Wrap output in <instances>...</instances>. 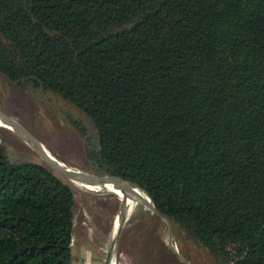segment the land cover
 Returning a JSON list of instances; mask_svg holds the SVG:
<instances>
[{"label":"trees","instance_id":"16d2710c","mask_svg":"<svg viewBox=\"0 0 264 264\" xmlns=\"http://www.w3.org/2000/svg\"><path fill=\"white\" fill-rule=\"evenodd\" d=\"M0 76L177 237L264 264V0H0ZM79 188L0 137V264H73Z\"/></svg>","mask_w":264,"mask_h":264},{"label":"rangeland","instance_id":"374dc122","mask_svg":"<svg viewBox=\"0 0 264 264\" xmlns=\"http://www.w3.org/2000/svg\"><path fill=\"white\" fill-rule=\"evenodd\" d=\"M54 102L57 103L56 100ZM0 109L41 136L50 147L49 149L45 145L46 148L66 165L86 170L83 166L81 142L72 128L43 103L22 93L1 76ZM0 128H3L0 130V137L11 143L15 150L37 160L32 147L15 131L7 127ZM122 198L112 192H97L83 187L76 191L75 231L78 235L83 234V231L89 233L88 242L91 243L93 257L98 258L100 264H110L109 256L106 255L113 243L112 230ZM138 206V202L133 201L127 209L133 210ZM167 233L166 224L140 205L124 223L113 254L116 264H182L169 249ZM84 242L87 244V241ZM172 243L193 264H215L207 252L187 242L182 236L177 237L175 230L172 233Z\"/></svg>","mask_w":264,"mask_h":264},{"label":"water","instance_id":"95a60500","mask_svg":"<svg viewBox=\"0 0 264 264\" xmlns=\"http://www.w3.org/2000/svg\"><path fill=\"white\" fill-rule=\"evenodd\" d=\"M0 117H2L5 121H7L12 127L13 131H15L22 139L26 141L32 147V150L37 158V160L41 163V165L46 168L48 171L53 173L54 175L60 177L61 179L68 181L72 184L81 185L85 182H89L92 180L101 179L103 181L109 182L113 184L116 188L121 190L123 193V198L121 200L119 214H118V228L116 231V235L113 238L112 246L107 251L106 256H111L114 254L116 243L119 239L121 231L123 229L124 223L127 219V207L133 201H137L139 206L141 205L145 211L150 212L153 216L160 219L164 222L168 229V237H169V249L174 256L182 263V264H193L186 258H184L178 250L173 246L172 243V233L175 230L172 219L161 212L153 203L151 198L147 195V198H144L142 195L136 193L133 188H137L140 191L144 192L137 186L131 184L124 179H121L115 175L108 173L95 172L91 170H83L72 168L64 163L62 167H53L49 163L46 162L44 158V151L50 152L45 145L39 140V138L31 132L27 127H25L20 121H18L13 115L8 112L0 109ZM145 193V192H144ZM146 194V193H145ZM100 262V261H99Z\"/></svg>","mask_w":264,"mask_h":264},{"label":"bare ground","instance_id":"6f19581e","mask_svg":"<svg viewBox=\"0 0 264 264\" xmlns=\"http://www.w3.org/2000/svg\"><path fill=\"white\" fill-rule=\"evenodd\" d=\"M0 127H7L9 129L13 130V127L7 121H5L2 117H0ZM44 158H45L46 162L49 163L53 167L57 168V167L64 166V162H62L57 157H55L51 152H48L46 150L44 151ZM77 186L78 187L92 189V190H95L97 192L108 191V192H112V193L118 195L119 197H123V193L121 192V190L116 188L113 184H111L109 182H106V181H103L101 179L85 182V183H83L81 185H77ZM133 190L136 193L142 195L144 198H147V194H145L144 192L140 191L139 189L133 188ZM138 207H136L134 209L131 207L133 210L128 208L126 210L127 217H129ZM117 228H118V218L116 219V221L114 223V226H113L111 240H112V238L115 237ZM109 259H110V264H116V261H115L113 255L109 256Z\"/></svg>","mask_w":264,"mask_h":264},{"label":"crops","instance_id":"0c3cea01","mask_svg":"<svg viewBox=\"0 0 264 264\" xmlns=\"http://www.w3.org/2000/svg\"><path fill=\"white\" fill-rule=\"evenodd\" d=\"M83 232V234L78 235L74 230V240L72 246L74 260L73 264H100V262H98L97 260L98 258L93 257V252L91 251V243L88 242V237L90 236L89 233H87L86 231ZM81 237L83 240H81ZM77 238L80 239L78 240ZM84 241H87V244ZM76 256H79V258H76Z\"/></svg>","mask_w":264,"mask_h":264}]
</instances>
